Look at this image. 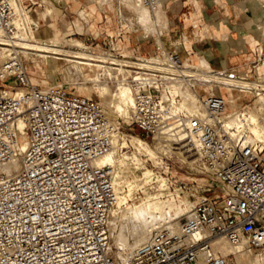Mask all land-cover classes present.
<instances>
[{
  "label": "built area",
  "instance_id": "obj_1",
  "mask_svg": "<svg viewBox=\"0 0 264 264\" xmlns=\"http://www.w3.org/2000/svg\"><path fill=\"white\" fill-rule=\"evenodd\" d=\"M137 1L149 8L162 2ZM41 6L0 0V46L6 49L0 64V264H237L217 249L219 239L264 251V144L226 124L232 103L221 91L235 88H223L219 79L261 81L256 70L264 65V46L241 74L203 67L192 51L169 50L157 40L153 53L124 55L117 38H104L102 53L119 59L107 64L125 69L134 91L128 122L112 119L100 100L71 84H33L28 64L43 58L26 44L47 42ZM235 87L252 99L234 103L241 101L244 118L258 95ZM187 95L194 108L184 106ZM132 134L153 148L178 149L190 175L201 177V193L191 191L178 232L156 229L118 261L110 233L117 169L97 161Z\"/></svg>",
  "mask_w": 264,
  "mask_h": 264
},
{
  "label": "bare ground",
  "instance_id": "obj_2",
  "mask_svg": "<svg viewBox=\"0 0 264 264\" xmlns=\"http://www.w3.org/2000/svg\"><path fill=\"white\" fill-rule=\"evenodd\" d=\"M104 1H109V0H104ZM262 2L264 3V0H262ZM117 3L119 5L118 8L122 21L127 22L132 29L136 28L137 30V27L142 28L143 30H145V34L150 30L153 31L155 30L156 32H158L156 35L158 43L160 45L163 44L161 38L163 34H161V32L162 30L167 29L169 23V17L166 10L164 9L163 2H161L155 8H149L145 5H142L137 0H117ZM44 14L47 15V13ZM80 14L83 16L84 13H80ZM3 40L4 39L0 37V41ZM54 40L55 41H51L45 38V41L47 42L39 41V42L27 43L26 47L27 49L36 51L38 56H41V58L43 59H47L51 56H53L55 60L65 59L64 57L69 56L68 53H72L71 57H73V59L68 58L65 60H69L73 62L75 68L77 67L78 70L82 71V73L84 68L83 66H81V64H87L91 67L95 66V68H98V70L103 71L101 73L100 72L97 73V75L91 80V82L93 81L95 85V90L101 97L106 98V96L111 92V87L113 86L112 83H115L117 90L115 91L116 93L114 97L116 98L117 103L115 104L114 113L124 118L125 120H128L132 116L133 108L135 104L134 91L132 87L125 82V80L127 79V74L125 72V69L120 68L118 70L115 69L112 65L107 64V61L109 60L118 62L119 59L115 56H108L106 53H102V52L92 53L91 52L92 48L90 46L80 43L79 41L71 42V45L73 44L75 47H78V50L72 51L71 45L68 44L70 42L69 40L64 38V40L61 41V39H59V37L56 36ZM52 42H54L55 45L50 44ZM61 44H63V46H61ZM66 44H68L71 47L69 48L71 51L66 50L65 48ZM5 52H6L5 47L0 46V58L2 59V61L5 58ZM56 55L63 57H59ZM200 64L203 67L210 66L208 60H206V58L203 56H201ZM260 78L261 81L251 82L244 79H238L234 76L229 77V75H222L219 77L220 81L224 83L222 85L223 88H226L227 90H230L231 88H235V91L238 90L237 89L238 87L235 86L248 87L250 85H253L254 87H256L257 95L259 96L258 100L260 101L259 106L257 105L258 106L257 109L255 108L256 110L254 112H248V114H246L244 118H242V115L240 114L239 110H235L233 111V113H237V114L233 115L229 120H227L226 124L229 127L238 128L239 130L246 131L252 137L253 140L264 144V75H262ZM110 84H112V86ZM235 91L231 93L230 96H226V98L231 103H234L236 101L235 96L237 95V93H235ZM186 98L187 100H185L184 106H187L189 108H194V98L191 95H187ZM107 103L108 102H106V104ZM129 137H133L130 140L131 145L136 146L139 151L144 150L151 157V159L155 160L157 158V154L155 150L148 143H146L140 137L130 135V136H124L122 142L121 140L116 141L113 150H111V152L98 159L97 163L101 165H109L117 169L118 201H117V206L111 212L110 224L113 225L115 229L117 227L118 220L120 218L122 219V217L123 218L127 217L126 219L127 221L123 223L121 222L120 224V228H121L120 234L116 239L117 245L119 243H123L122 242L123 240L125 241L124 238L126 235H128V233H132L135 242L134 248H136L142 245L143 243L147 242L151 232L156 229L167 227L169 228V230L173 232H178L180 230V223L178 219H174L171 216L169 217H171L172 219L164 218L166 211L167 210L173 211L174 209L175 214H179L181 212H186L185 214H188L192 204L185 202V207H183V205L180 206H176V204L174 205L173 202L170 201L171 199L163 200L162 198L164 196L163 191L166 190L168 186V180L164 176H159L157 179L160 184V188L162 190L161 193H155V194L147 193L148 194L147 198L143 200L141 204H137L133 202L136 186L130 184L129 181H126L122 178L121 172L119 171L118 168V163L120 162V159L117 156L122 145L124 146L129 145ZM136 160L138 161L140 159L136 158ZM138 162L140 163V161ZM153 175H154L153 170L146 169V171L143 174L145 181L144 183L147 184L151 182L152 179L154 178ZM127 183H129L127 186L129 187V189L127 192H124V188L125 185H127ZM138 187L139 185H137V188ZM131 201L133 203H131ZM216 247L220 252H222L226 256L235 254L238 264L258 263V258H254L251 255L252 250L245 247L235 248L231 246L225 239L217 240ZM122 254H123L122 256L124 257L123 252Z\"/></svg>",
  "mask_w": 264,
  "mask_h": 264
},
{
  "label": "rangeland",
  "instance_id": "obj_3",
  "mask_svg": "<svg viewBox=\"0 0 264 264\" xmlns=\"http://www.w3.org/2000/svg\"><path fill=\"white\" fill-rule=\"evenodd\" d=\"M103 1L104 0H91V7L93 8L92 13L94 15L92 18V22H91V24L93 25V28H90L91 25H88V27L85 26L83 30L81 28L83 25L82 22L84 21L86 22L90 19L89 17L86 16L84 11L80 12V13H84L83 16L80 14V16L82 17L84 21H81V19H79V17L77 16L76 17L71 16L67 18V20H65L62 16L61 17L59 16L60 11L56 10L54 6H47L44 12V13H47V15L44 13L42 14L44 18L52 14L53 16L52 21L54 23L56 22L55 19L58 20L59 18H61L63 20L59 21V24H56L57 27L54 29L48 25L50 20H48L47 18V23H45L47 25H44L46 30L43 32L42 37L46 38L47 40H51V41H55L54 40L55 36L59 37L61 41H63L65 38L70 41L68 43L70 45H71V42L73 41L75 42L79 41L80 43L91 46L92 51L94 50L95 53H98V52L104 51L103 49L104 47L102 43H103V39L105 36L104 34H102L103 30L100 28L102 27L105 31H107L106 33L109 34L110 37L117 38L118 49L119 51H121L122 54H125V55L132 54L131 52L125 49L129 43L131 44L130 50L133 48L141 47V50L143 51L142 54H145L146 52L153 53L154 51L153 46H154L155 41L157 40L156 35L158 32H156L155 30L154 31L150 30L146 32L145 34V30H143L140 27L139 28L137 27V30L136 28L132 29L131 26H129L127 22L121 20L119 8H118L119 5L117 3V0H109V1H104V2ZM97 3L99 4L97 5ZM104 4H107V5L103 6ZM262 4L264 5V3ZM97 6H100L103 10H106V9L108 10V24H106L105 22H103L100 25L98 24L99 21H102V17L96 9ZM49 10L51 11V14ZM41 11L42 10L38 9L39 13H41ZM95 11L97 12L94 13ZM119 22L121 24H119ZM67 28L69 29L67 30ZM168 30L169 28L167 27V29L162 30L161 34L167 33ZM68 34H70L69 38H67ZM94 38H97V40H94ZM52 44L55 45L54 42H52ZM68 44L65 45V48L67 51H69L70 50L69 48L71 47H72L71 48L72 51L78 50V47H75L73 44L70 47ZM97 45H99L98 48H96ZM61 46H63V44H61ZM68 55H69L68 57H64V58L73 59V57H71L72 53H68ZM259 55H260V50L257 51V57L255 61L258 59ZM56 56H59V55H56ZM59 57H63V56H59ZM200 59L201 57L199 58V60ZM262 60H264V54L262 55ZM1 61L2 59L0 58V64L2 63ZM69 65H70L69 62L60 61V59L55 60V58L51 56L47 58V60L38 58L37 60L34 61V63H31V64L29 63L28 68L31 73L33 84L39 85L40 87H47L57 82L71 84L81 94L96 98L100 100L102 103H104V106L106 107L112 119L119 118L120 116L114 113L115 104L117 103L116 98L114 97L116 93L115 91L117 90L115 86L116 84L111 82L113 86L112 84L110 85L113 88L111 87L110 94H108L106 98H103L95 90V85L93 81L91 82V80L97 75V73L99 72L101 73L103 71L98 70V68L92 67V70H94V72L91 71L89 72V74H86L84 70L82 73V71L78 70L77 67L75 68L74 63L71 64L72 66L71 65L69 66ZM256 71L258 72L260 77L264 75V65L260 64L257 67ZM250 74L254 76L256 75L255 71H252V73ZM248 81L256 82L252 80H248ZM250 86H248L250 89L252 90L256 89V87H254L253 85H250ZM235 93H237V95L235 96L236 101L239 97H241L242 101L245 104H249V102H252V99L250 98V96H246V95L240 96L241 93L239 90H236ZM255 93L257 94V91ZM230 95L231 93H229L227 96H230ZM106 102L108 103L106 104ZM234 103L230 105L231 108H230L229 116L227 117L226 121L229 120L233 115L237 114V113H233V111L239 110V108L242 106L241 101L238 102L237 105H235ZM259 103L260 101L257 99V103L255 105L256 109L259 106ZM109 106L111 109L109 108ZM255 108L254 110L250 112H254L256 110ZM136 133H138V131H136ZM132 136H136V135L132 134ZM132 138L133 137H129V145H125V146L122 145L117 156L121 162V163L119 162L120 164L118 163V168H119V171L121 172L122 178L126 181H129L130 184H133L134 186H136V189H135L136 191L134 192L133 202L137 204H141V202L147 198V195L149 193L151 194L161 193L162 190L160 188V184L157 179L159 176H164L168 180V186L166 190L163 191L164 192V196L162 197L163 200L171 199L170 201H172L174 205L175 204L176 206L183 205V207H185V202L192 204L193 198L192 199L190 198V194H191V191L195 195H197V192L201 193L200 192L201 190L199 189V186L201 185V182H200L201 177L195 174L190 175V172L185 168L182 162L184 160V157L182 156L181 152L178 149H176L174 146H170V145H158L156 146V148H153L151 146L157 154V158L154 160V159H151V157L144 150L139 151L136 146L131 145L130 140ZM136 158L140 159L138 160L140 161V163L136 160ZM146 169H150L154 171V175H153L154 178L152 179L151 182L147 184L144 183L145 181L143 177V174L146 171ZM129 183L125 185L124 192L128 191L129 187L127 186ZM137 185H139L140 187V188L138 187L139 189L137 188ZM133 202L131 201V203ZM167 211H166L164 218L178 219L179 223L187 216V214H185L186 212L175 214L174 209L173 211L172 210H167ZM169 216H171L172 218ZM126 219L127 217L125 218L122 217V219L120 218L117 222V227L115 229H114V226L110 224L111 254L118 261L123 260L122 252L125 255V253L133 249L135 245L134 237L132 233H128V235H126L124 238L125 241L123 240L122 241L123 243H119L121 245L119 244L117 245L116 239L120 234V229H121L120 224L121 222L122 223L126 222L127 221ZM164 228H167V227H164ZM123 245H126V246H123ZM251 255L254 258H258L257 264H264V251L262 250L252 251ZM230 256L238 264L235 254H232Z\"/></svg>",
  "mask_w": 264,
  "mask_h": 264
},
{
  "label": "crops",
  "instance_id": "obj_4",
  "mask_svg": "<svg viewBox=\"0 0 264 264\" xmlns=\"http://www.w3.org/2000/svg\"><path fill=\"white\" fill-rule=\"evenodd\" d=\"M32 1H38L43 5L40 8L42 10L40 16L47 6H54L60 11L59 16L65 20L77 16L83 21L80 12L84 11L90 19L88 18L87 23L82 22V30L88 25L93 28L91 0ZM162 2L169 17V30L161 36L167 49L173 50L177 46L179 52L192 51L195 60L203 56L216 70L241 74L250 71L257 51L264 46L262 0H162ZM96 9L102 17L98 24L103 22L108 24V10H103L100 6ZM52 17V14L47 17L50 20L48 25L55 29L56 24L63 19H55L54 23ZM47 18L44 24L47 23ZM100 28L103 30L104 38L110 37L107 31ZM153 47L155 48V43ZM130 48L129 43L126 50L132 54L143 53L141 47L131 50ZM221 94L227 96L225 91H221Z\"/></svg>",
  "mask_w": 264,
  "mask_h": 264
}]
</instances>
